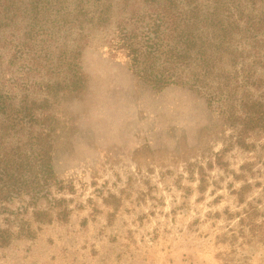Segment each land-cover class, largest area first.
<instances>
[{"label": "rangeland", "instance_id": "rangeland-1", "mask_svg": "<svg viewBox=\"0 0 264 264\" xmlns=\"http://www.w3.org/2000/svg\"><path fill=\"white\" fill-rule=\"evenodd\" d=\"M19 34L0 27L2 81L17 76L8 61ZM105 36L92 33L82 49L85 89L56 108L62 188L50 191L67 218L56 207L33 222L27 196L8 201L0 226L16 231L22 217L35 235L0 247V264H264V133L250 134L247 149L229 131L214 136L203 97L138 82Z\"/></svg>", "mask_w": 264, "mask_h": 264}, {"label": "trees", "instance_id": "trees-1", "mask_svg": "<svg viewBox=\"0 0 264 264\" xmlns=\"http://www.w3.org/2000/svg\"><path fill=\"white\" fill-rule=\"evenodd\" d=\"M3 26L20 34L9 43L17 76L0 78V213L27 196L33 222H49L56 207L67 218L65 199L50 191L62 188L53 167L56 108L85 89L80 58L97 31L138 82L203 97L214 136L229 131L230 144L247 149L250 134L264 133V0H0ZM40 198L48 208L37 207ZM14 222L16 231L0 226V247L34 237L28 219Z\"/></svg>", "mask_w": 264, "mask_h": 264}]
</instances>
